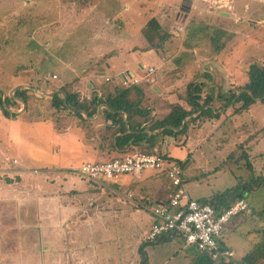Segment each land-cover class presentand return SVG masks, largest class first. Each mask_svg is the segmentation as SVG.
Listing matches in <instances>:
<instances>
[{
	"label": "rangeland",
	"instance_id": "rangeland-1",
	"mask_svg": "<svg viewBox=\"0 0 264 264\" xmlns=\"http://www.w3.org/2000/svg\"><path fill=\"white\" fill-rule=\"evenodd\" d=\"M115 6L114 0H0L1 88L28 84L47 93L63 87L72 92L78 88L85 92L90 86L113 89L115 86L105 87V78L81 79L89 72L100 75L98 66H102L105 56L97 60V55L106 51L122 60L128 59L132 52L141 54L145 70L131 68L135 75H142L141 84L157 85L160 77L154 81L155 76L170 73L162 79V86H178L181 90L194 81L204 83L205 92L214 90L213 97L222 95L224 90L227 96L230 92L238 95L250 66L255 61H264V0H127L129 10L118 15L115 25L108 26V20L103 22L104 16L110 14L109 9L115 10ZM151 18L159 19L167 29L163 30L170 35L162 48L146 51L148 43L139 27L146 26ZM98 36L102 41H95ZM105 42H118L124 47H110ZM151 67L155 70L152 74L148 73ZM181 70L184 81L173 84L172 79L179 78L176 73ZM221 72L232 77H229L230 85ZM54 75L58 78L53 79ZM128 82L134 85L133 80ZM229 86L231 90L227 89ZM27 93V108L22 115L8 118L0 110L2 169L17 167L12 163L17 159L26 169L25 176L36 179L53 177L61 169L73 175L71 169L82 163L106 161L105 153L97 150L98 138H88L92 128L87 129L70 112L55 110L52 99ZM82 98L87 100L86 96ZM18 103L12 108L14 112L23 110V105ZM243 125L249 134L247 147L251 150L244 148L242 142L248 134L236 135L241 133ZM226 128L224 135L217 132L211 141L196 148L177 147L172 142L169 148L164 146V151L160 150L181 166L182 162H190L182 171V179L194 199H207L239 186L248 188L253 178L264 177V103L250 104L242 114L233 116ZM35 170L36 174H31ZM164 177L168 196L170 181L166 174ZM245 200L249 213L264 212V186L247 189ZM245 216L233 219L224 238L225 245L235 251L237 261L259 241L264 226V217L263 222L256 216L248 217L244 223ZM136 225L141 228L140 223ZM136 225L132 221L131 227L114 224L105 218V231L112 239L99 247L105 249L107 258H120L116 264H198L196 249L186 247L178 236L140 246L141 232ZM120 231L121 234H116Z\"/></svg>",
	"mask_w": 264,
	"mask_h": 264
},
{
	"label": "crops",
	"instance_id": "crops-1",
	"mask_svg": "<svg viewBox=\"0 0 264 264\" xmlns=\"http://www.w3.org/2000/svg\"><path fill=\"white\" fill-rule=\"evenodd\" d=\"M114 1L116 3L115 10L109 9L110 16H104L103 22L108 20V26L113 25L117 21L120 13L130 8V6H126L127 0L124 2L120 0ZM142 29L143 27L140 26L139 30L142 31ZM98 40H101L99 36L95 41ZM102 44L100 43L99 45ZM105 44L110 47H124L123 44L120 45L118 42L108 44L105 42ZM112 54V52L105 51L104 54L97 55V60L105 56L102 66H98L100 75L96 76L94 72H89L87 76L86 74L83 75L84 78L83 76L81 77L82 81L87 77L89 79H93L94 77L105 78V82L108 84L107 87L119 86L121 83L129 84L128 81H132L135 78L139 80V83L142 82L140 80L142 75L137 76L131 70L132 67L144 69L141 62V54L138 56L134 52L129 53L130 57L126 60L120 59L122 57H114ZM155 58L158 59V57ZM163 60L164 57L161 62ZM196 62L198 63V60ZM183 72L182 70L177 71L176 75L179 78H173L175 75L172 76L173 84H178L181 80L184 81ZM221 73H223L226 80H229L230 85L231 81L229 77L231 76L226 72ZM169 74L165 73L161 76H156V78L160 77L156 81L158 87L156 85L153 88V92L148 91L149 97H151L150 100L158 102L154 107L155 111H153L152 115L159 113L162 116L168 113L169 109L166 107L168 103L177 102V95L181 91L179 87L162 86V79L165 80L169 77ZM89 88L85 92L81 88H78L74 93L80 96L78 97L80 101L85 99L82 98L83 96L87 97V101H91L94 98L105 97V94L109 93L106 90L95 89L92 86ZM229 88L230 86L227 89L231 90ZM209 91L203 92L206 93L205 95H211L212 90ZM212 92L214 95V90ZM223 92L222 95H215L213 104L217 105V107L215 105L211 106L214 111L220 108L221 104H224L227 91L224 90ZM202 97L204 98L203 95ZM235 101L232 102L231 106L229 105L226 108L215 111L219 115L217 118H199L200 113L191 116L196 121L189 124L188 131L176 137L168 136L161 138L159 149L164 151V146L169 148L172 142L177 147L190 145L196 148L202 145L203 142L207 143L211 141V138L217 132L218 135H224L227 130L226 124L231 123L233 116H237V113L233 110ZM104 105L106 104L98 107V110L101 109V113L98 115L97 110V115L94 117H97L95 122L101 120L102 111L106 109ZM22 111L21 114L15 113V117L22 115L26 112V109ZM68 111L71 116L76 113L75 110L68 109ZM230 115L231 119L229 120ZM83 116L87 118L86 114H83ZM191 117L186 118V123L189 122ZM126 120H128L127 115ZM242 127L244 128L241 133L237 132L236 135L241 136L242 133L248 134L246 127L244 125ZM214 129L216 131H213ZM221 136L218 138H223ZM248 136L249 134L244 136L245 139L242 141L244 142V148H248L247 145L250 139L247 138ZM76 141L78 140L76 139ZM248 149L251 150V148ZM166 153H168V150H166ZM94 154L100 155L97 152H94ZM12 163L13 165H17L12 170L0 167V264H116V260H120V258H107L105 249L99 247L102 243L105 244V240L112 239L110 234L105 231V218L111 219L114 224L120 223L128 227H131V221L135 225L140 223L143 231L137 225L136 228L141 232L138 244L142 246L145 244L143 242L144 236L155 223L152 210L156 207L167 206L170 198V195L167 196L165 193L168 187V184L165 185V174L163 176V174H157L154 171L147 170L138 176L125 175L118 181L103 180L93 182L82 179L78 175L75 177L73 173H71L73 175H70L68 170L65 172L66 169H61L60 173H53L55 174L53 177L43 176L42 178L32 179L25 176L24 172H26V169L19 165L20 162L17 159H14ZM183 164H185L184 170L188 168L190 162L185 161L184 163L182 162V166ZM31 174H36V170ZM183 187L190 198L194 199L184 183ZM169 188L172 191L171 182ZM212 197L194 200L202 201L211 199ZM245 217L242 220L244 223L248 219V216ZM250 219H253V217ZM122 231L116 234H121ZM228 232L229 229L223 235L221 240V243L223 242L222 246L235 252L231 246L224 243V238ZM175 237L171 235L170 237H164V239Z\"/></svg>",
	"mask_w": 264,
	"mask_h": 264
},
{
	"label": "trees",
	"instance_id": "trees-1",
	"mask_svg": "<svg viewBox=\"0 0 264 264\" xmlns=\"http://www.w3.org/2000/svg\"><path fill=\"white\" fill-rule=\"evenodd\" d=\"M163 28L162 22L157 18H151L146 26L143 27L142 32L148 43L146 51L162 48L168 41L170 34L164 31ZM161 31L163 33H161ZM155 80L156 76L154 81ZM107 86L108 84H105V87ZM14 87L15 86L3 87V89L10 91L9 89H13ZM154 87H156L154 83L115 86L113 89L107 88L106 92L109 93L105 94V97L102 96L99 99L94 98L91 101H87L86 99L80 101L77 94L63 87L61 91L67 94V105L64 104V96L62 94H57L51 100V105L58 112H69L68 109L76 110L73 116L79 118L82 125L87 129L92 128L93 133L91 135L88 132V138H98L99 149H96L105 153V162H107V160L112 161L138 152L161 154L159 149L161 138H166L168 136L176 137L186 133L189 124L196 121L195 118L191 117L195 114L200 113L199 118L206 119L219 117L215 111L228 107L237 96V93H228V96H226L224 100V104L214 111L211 106L215 101V97L208 94L203 98L202 93L205 90L204 83L193 81L187 84L185 89H181L180 93L177 95L176 103H168L166 107L169 109V112L161 116L159 113L152 115L153 111H155L154 107L158 102L150 100L151 97H149L148 91L153 92ZM240 89L242 91L244 90V92L239 95L233 105V110L237 114L247 110L250 104L255 102L253 97L257 99L264 97V61H255L254 64L250 66L249 72L247 73V80ZM249 91L252 92L253 96L249 94ZM26 93L29 94L32 93V91L25 89L20 90L15 93V97L27 102L28 98L26 97ZM262 102L264 103V100ZM6 103L11 109L14 108L15 104L19 105L15 99L9 97ZM103 104L108 105L109 109H103L101 120L97 122L89 121V119H93L97 115L98 107ZM0 110L5 117H15L14 114L8 112L4 108L2 91H0ZM81 112H85L87 118L84 117ZM126 115L128 116V126L126 125ZM187 117H191V119L186 123L184 129L176 131L175 129L182 128L183 122ZM97 127L99 129H97ZM162 129L165 130L161 134L152 135L145 132H155ZM243 154L246 155V152L244 151ZM164 156L167 158V154ZM70 173L74 174L75 172L71 170ZM78 176L82 177L81 175ZM82 179L88 180L84 177H82ZM261 186H264V177H256L250 181L248 188H246V186L243 188L239 186L238 188L225 191L224 193H218L211 199L204 201L211 203L216 210L223 211L237 201L244 200L247 202L245 200L246 190H254ZM241 215H247L248 217L256 216L263 222L262 218L264 217V212L251 214L247 211L239 214L237 217ZM232 221L230 224H232ZM163 240L164 237L154 243ZM197 252L196 262L198 264L216 263V261H212L208 255L202 254L199 251ZM241 262L243 264H264V226L261 231V238L254 245L253 249L241 259ZM218 263L232 264L224 262L223 260H220Z\"/></svg>",
	"mask_w": 264,
	"mask_h": 264
},
{
	"label": "built area",
	"instance_id": "built-area-1",
	"mask_svg": "<svg viewBox=\"0 0 264 264\" xmlns=\"http://www.w3.org/2000/svg\"><path fill=\"white\" fill-rule=\"evenodd\" d=\"M148 73H154L150 68ZM57 79V76H53ZM138 84V79H133ZM145 170L163 171L171 182L172 191L167 206L152 210L155 218L144 243H154L166 236H178L185 246L208 255L212 261L223 260L232 264H243L235 259L234 252L220 243L229 229L231 221L249 211L248 204L240 200L228 209L218 211L207 201L191 199L183 187L180 164L170 161L163 154L138 152L102 163H84L72 168L76 174L93 181H118L125 175L138 176Z\"/></svg>",
	"mask_w": 264,
	"mask_h": 264
},
{
	"label": "water",
	"instance_id": "water-1",
	"mask_svg": "<svg viewBox=\"0 0 264 264\" xmlns=\"http://www.w3.org/2000/svg\"><path fill=\"white\" fill-rule=\"evenodd\" d=\"M142 68H143V67H142ZM23 89L30 90V91H32V92H33L34 94H36V95H43V96H45V97H47V98H54L57 94H62V95H64V97H65L64 104L67 105V94H66L64 91L59 90V91H55V92H52V93H47V92H43V91H41V90H39V89H37V88H33L31 85H28V84H20V85H18V86H15V87H14L12 90H10L9 92H7L6 90H4L3 88H0V91H2V93H3V106H4V108H5L8 112H10V113H12V114H15V113L21 114V113L23 112L22 110L19 111V112H14L11 108H9V107L7 106V103H6L8 97H9V98H13V99H15L16 101L20 102V103L23 105V109H24V110L27 108V104H26V102H25L24 100L15 97V93L18 92V91H20V90H23ZM243 92H244V90L241 92V94H242ZM249 94H250L251 96H253L252 92H250V91H249ZM239 95H240V94H238V95L236 96V99L239 97ZM236 99H235V100H236ZM253 99H254L255 101H257V102H262V101L264 100V97H262V98H260V99H259V98L257 99V98H254V97H253ZM235 100H234V101H235ZM104 107H105L106 109H109V107H108L107 105H104ZM69 110H73V111H74V109H69ZM75 111H76V110H75ZM81 113H82V114H86L85 112H81ZM100 113H101V109L98 110V115H100ZM127 118H128V116H127ZM88 119H89V118H88ZM96 119H97V117L94 118V119H89V121H91V122H95ZM186 121H187V119L184 120V122H183V126H182L181 129H175V130H176V131H181V130L184 128V126H185V124H186ZM126 125L128 126V120H126ZM164 130H165V129H162V130H160V131H155V132H151V131H145V132L148 133V134L155 135V134H161ZM184 167H185V164H183L182 168H184Z\"/></svg>",
	"mask_w": 264,
	"mask_h": 264
}]
</instances>
